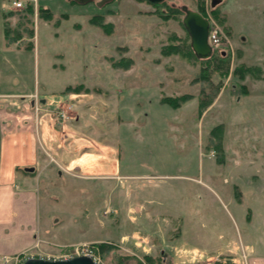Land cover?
Wrapping results in <instances>:
<instances>
[{"label":"rangeland","instance_id":"rangeland-1","mask_svg":"<svg viewBox=\"0 0 264 264\" xmlns=\"http://www.w3.org/2000/svg\"><path fill=\"white\" fill-rule=\"evenodd\" d=\"M22 1L0 21V110L47 114L54 158L39 147L30 165L46 208L33 245L1 264L84 250L98 264H186L172 247L184 245L216 255L197 264L264 256V0H204V12L201 0ZM181 5L225 37L212 56L229 51L227 71L210 81ZM167 7L179 18L160 16ZM242 64L253 72L239 77ZM203 92L216 96L200 112ZM182 94L178 108L161 101ZM20 157L3 155L2 175Z\"/></svg>","mask_w":264,"mask_h":264},{"label":"crops","instance_id":"crops-1","mask_svg":"<svg viewBox=\"0 0 264 264\" xmlns=\"http://www.w3.org/2000/svg\"><path fill=\"white\" fill-rule=\"evenodd\" d=\"M12 6V2L10 3L9 0H0L1 22L9 18L8 15L12 11ZM2 62L5 65L7 64L4 61ZM3 73L0 72L1 77ZM35 116L34 109H22L12 112L9 109L0 110V158L6 154L22 156L12 161L11 171L4 175H2L0 161V264L4 256L14 255L32 247L41 220L40 212L41 210H46L45 206L43 207L40 204L37 187L31 182V178L34 176L31 177L33 169L30 165H34L39 159H45V157L41 158L38 156L39 147L48 156L54 158L52 151L48 152L54 146L50 140L46 139V134L48 133L46 128H48V125L46 123L47 118L44 117L47 114L38 113V119H35ZM41 116L44 119H41ZM35 127L38 141H35L32 137V132L35 130ZM28 131L31 132V138L21 140V136L15 135ZM3 132H6V134L3 135ZM6 135H8L7 138L10 140L2 139ZM3 148H5V151H3ZM19 165H24L26 168L22 172H18L16 167ZM179 243V240L172 241V245ZM182 243L184 244V241ZM172 247L175 252L176 250L183 251V260H186V264H197L202 262V257L209 256L211 258L216 256L213 253H195L194 248L185 245L182 248ZM171 256L174 257L175 254ZM196 259L198 260L194 261L196 262L194 263L193 260ZM244 264H264V256L252 254L245 258Z\"/></svg>","mask_w":264,"mask_h":264},{"label":"water","instance_id":"water-1","mask_svg":"<svg viewBox=\"0 0 264 264\" xmlns=\"http://www.w3.org/2000/svg\"><path fill=\"white\" fill-rule=\"evenodd\" d=\"M79 5H85L94 2L98 7L110 3L113 0H73ZM152 3H162L164 0H148ZM183 12L182 24L186 30L190 47L198 59H207L212 56L213 49L208 43L209 20L200 12L190 9L186 5H181ZM22 264H97L90 257L80 255L67 259H44L28 258Z\"/></svg>","mask_w":264,"mask_h":264},{"label":"trees","instance_id":"trees-1","mask_svg":"<svg viewBox=\"0 0 264 264\" xmlns=\"http://www.w3.org/2000/svg\"><path fill=\"white\" fill-rule=\"evenodd\" d=\"M72 3H75L73 0H70ZM147 1V0H146ZM204 0H201L200 2V9L202 12H204L203 10V2ZM31 7V10H33V7ZM218 9L214 8L211 10L212 14L214 15V17H216L217 19L219 18L218 15ZM40 11L41 13H43V9L40 7ZM161 11V10H159ZM180 10L178 8H174V7H167V11H161L159 12V15L164 17V18H168V17H174L175 19H178ZM201 12V13H202ZM203 14V13H202ZM204 15V14H203ZM94 20H96V16L94 17ZM182 23V21H181ZM183 25V24H182ZM187 33V32H186ZM188 36V34H187ZM179 46H186L184 45V43H180L179 45H171L170 49H178ZM187 50L189 51V53L192 52V49L190 47V45H187ZM229 51H219L217 54H214L211 58L206 59L207 64L201 69L200 72V78H202V81H208L210 78V73L212 72V70H219L221 67H226V71H227V67L229 65ZM253 72L251 67H246L245 65H240L238 67L235 68L234 73L237 74L239 77H243L245 73L247 72ZM224 72V71H223ZM224 74V73H223ZM210 81V80H209ZM246 92H244L245 94ZM216 93H212L210 94L209 92H203L201 94V96L198 98V110L201 112L203 109H205L207 107V105H209L212 101V99L216 96ZM192 96L189 94H182L176 97H172V96H164L161 98V101L165 104L170 105L173 108H178L180 107V105L182 103H184L185 101L189 100ZM219 127H215L212 132L214 133ZM215 145V144H214ZM216 145L218 146L217 148L219 149L221 147L220 142H216ZM219 151V150H218ZM221 151V149H220ZM221 153V152H220ZM147 260H149L148 262H151L152 259L149 255H146ZM215 264H227V263H221L220 261H216Z\"/></svg>","mask_w":264,"mask_h":264},{"label":"built area","instance_id":"built-area-1","mask_svg":"<svg viewBox=\"0 0 264 264\" xmlns=\"http://www.w3.org/2000/svg\"><path fill=\"white\" fill-rule=\"evenodd\" d=\"M12 5L15 8H22L24 6L22 0H12ZM224 41H225V37L222 31L217 26V24H214L213 22H209L208 43L212 47V49L218 50ZM84 251L85 252L82 253V255L90 257L94 262L98 264V262L94 259V255L92 253L86 252V250ZM77 256H80V255H78L77 253ZM71 257H74V255ZM64 259H67V258H64ZM24 261H21L19 264H22Z\"/></svg>","mask_w":264,"mask_h":264}]
</instances>
